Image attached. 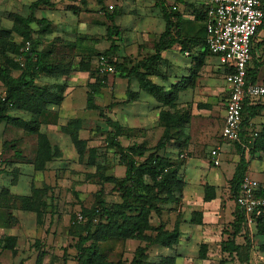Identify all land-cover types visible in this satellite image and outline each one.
<instances>
[{
	"label": "rangeland",
	"instance_id": "obj_1",
	"mask_svg": "<svg viewBox=\"0 0 264 264\" xmlns=\"http://www.w3.org/2000/svg\"><path fill=\"white\" fill-rule=\"evenodd\" d=\"M34 1L0 0V73L1 71L6 72L10 79L19 77L20 71L18 67L23 63V57L20 53L23 52L24 46L20 48L18 55L17 50L24 40L19 32L25 29V25L19 23L16 18H31L29 7ZM98 1L87 0L86 9H83L77 0H52V2H55L53 8H42L35 12L36 18H46L51 23L52 33L37 38L38 27L35 23L30 22L26 26L30 32L29 39L32 41L40 40L39 51L51 46L58 60L71 61L72 67L78 69L82 57L80 59L78 56V50L70 54L67 53L69 51L66 45L79 44L78 40L81 37H86L87 40L84 41L83 46L94 49V53H91L90 56V66L92 73L95 74L93 70L95 66L97 67L96 60H98V57L94 56L95 53L102 54L110 47V42L105 39V28L110 23L99 13ZM190 1L193 4L199 2V0ZM126 2H130V0H125L124 3ZM152 2H155V0H142L135 6L124 5V14L114 21L115 25L120 29V35L115 40L118 52L114 55L112 62L122 65L125 70H130L137 62L154 54V46L164 30V28L161 29L159 26L160 16L155 14L151 9L152 7H150ZM164 2L168 8L176 6L181 10L177 0H164ZM105 3L117 7L120 5V0H103V4ZM63 6L79 7V10L82 11L79 15H74L65 10L58 11ZM180 13L182 14V19H184L183 15L185 14ZM187 21H191L187 24L193 26L192 34L184 32V36L178 35L181 38L187 36V39L183 38V40L187 41L185 46L195 52L193 53V58H189L188 66L181 62V66H184V70H187L185 71L186 74L183 72L186 77L172 76L176 74L173 72L175 64L169 66V61H166V59H162L157 64L152 65L151 68L153 69H151L150 76H148L151 82L154 80L153 75L158 73L160 75L164 73L171 79V84L168 85L167 83V87L164 88L166 92H172V95L176 98L172 105H166L163 101V103H159L142 93L136 103L127 102V97L124 95L126 85L120 82V80H125L126 73L121 75L119 71H115L113 64H109L112 68L111 73L103 72L98 74L105 76L102 78H106L105 87L100 89L95 95L94 104L98 109L90 111L86 109L87 94L91 92L88 84L93 83L94 79L89 78V73L78 71L73 72L71 74L72 79H68L67 82L68 84L72 83V91L66 97L63 96L59 106L48 108V111L51 112L50 114H57L61 121H67L69 110L72 111L71 115H69V120H73L72 118L82 119L84 124L79 134L80 139L86 141L87 148H96L98 156H102L101 158L104 161L99 166L93 167L86 164V159L81 161L78 160L76 155L71 157L69 153H65L66 158H64L63 163L60 162L61 160L54 161L48 171L34 172L35 182L40 186V188H37L40 196H36V198L40 202L42 200L43 205H47L46 208L48 209V212H45L44 209L40 210L37 238L31 240V247H29V251L38 252L40 257L38 264H66L67 260L68 262H75L76 252L74 246L80 234L79 231L82 230L83 224L86 222L81 212L91 209L99 191L108 205L120 201L119 196L113 189L114 184L112 181L102 184L97 176L101 172V167L106 168L104 174L111 179L120 180L125 173V169L119 161L117 150L111 146L108 148L105 146L106 139L108 140L110 135L113 134V130L107 123L108 120L114 121L123 126L124 129L129 130L117 140L123 148L143 145L149 151L154 149L164 133V126L158 121V111L169 112L171 116L176 115L178 118L181 117L187 120L183 128L177 129L176 126L172 128L171 135L180 141L179 144L186 142V146L184 145L182 148L168 149L173 150V152L167 153L165 151V157L171 158L173 163L179 162L177 161L180 159L179 156L183 155L186 157L188 155L187 149L191 143L197 146V150L202 144H205L202 147L210 153L211 148L214 147L213 141L209 140L207 144L204 143L205 139L200 133L205 132L210 139H220L218 133L222 125L227 93V87L224 83L225 68L220 60L214 56H206L203 59V65H199V55L204 51L201 37L203 33L202 22H196L192 18H188ZM261 73L264 74V71L262 70ZM182 81H188V83L182 87ZM256 82H263L264 84V76L260 74ZM61 83H64L63 79L41 76L35 85L39 88L48 86V88L54 90L55 86ZM3 94H5V87L0 79V96ZM263 102L254 101L255 104H263ZM9 115L24 121H29L33 118L32 115L19 110H13ZM52 135L54 134L52 133ZM36 139V136L27 135L21 130L4 124L0 125V229L12 227L17 223L19 225L20 222L23 226V219L21 218L22 215L25 217L23 213H30L26 212V204L22 202V198L26 196L20 197L17 195H21L24 192L20 193L18 191L20 183L15 185L20 175V168L16 166L22 165L26 169L24 171L28 179L25 176L22 182L25 186H28L29 175L27 173L31 174L36 159ZM64 139L68 143L70 150H74L70 141L66 137ZM52 140L58 141L56 135L52 137ZM171 144L177 145L175 142ZM217 144H219V141H217ZM147 155L146 153L143 157L145 158ZM144 158L134 157V160L142 162ZM192 159L190 167L194 168L191 170L190 176H192L193 181H195L198 174L209 183L216 181L220 169L214 168L213 172L207 174V172H203L200 169L202 167L198 162L200 159L197 157H192ZM262 163L257 157L252 160L251 168L254 169L261 165L263 167L264 164ZM183 169L184 166L180 170L182 171ZM52 172L56 174L55 177H53ZM10 189L17 194H10L11 196L3 194L5 191L10 193ZM26 191L28 192L27 189ZM30 214L36 219L35 213L31 212ZM85 215L87 216L88 213H85ZM78 216H81L83 220L79 222L77 220ZM162 218L165 219V217ZM168 222H166V225ZM159 223L160 220L153 215L151 218L152 226L157 227ZM171 224L172 222L167 226L171 227ZM146 234L151 235L152 233L147 232ZM1 239L0 248L3 249L7 244L9 245L10 241H6L2 237ZM129 246H124V243H108L100 248L103 250L110 249L107 252V262L109 264H117L120 259L124 261L123 257L127 258L126 261L132 259L133 248ZM13 255H16V251ZM0 264H2V260H0Z\"/></svg>",
	"mask_w": 264,
	"mask_h": 264
},
{
	"label": "trees",
	"instance_id": "obj_2",
	"mask_svg": "<svg viewBox=\"0 0 264 264\" xmlns=\"http://www.w3.org/2000/svg\"><path fill=\"white\" fill-rule=\"evenodd\" d=\"M77 2H79V5L83 7V9H86L87 0H77ZM182 3V0H177V4ZM101 4L102 1H99V5ZM261 4L264 14V0H261ZM156 6L159 7L162 15L164 31L159 36L154 46V54L152 56L137 62L130 70H125L122 65L113 63L112 60L114 55L118 52V46L115 44V40L120 35L119 27L114 24V20L118 16V13L115 11L109 12L107 8L103 7L100 8L99 12H102L105 20L110 23V25L105 28V39L110 42V47L104 53H95L94 56L98 58L104 56L107 58L108 64H113L115 71H119L121 75L126 73L125 78L128 82L134 78L137 82L139 91L143 94L150 96L159 103L164 102L166 105H172L176 99L175 96L172 95V92H166L163 87L154 84L149 79L148 76H150V71L153 69L151 66L160 62L161 54L170 49L174 44H181L183 52L188 51L190 48L185 46V43H180L175 38H180L178 36V31L180 28L179 25L182 23V14L177 10L176 6L168 8L164 1L159 0H156ZM52 7V0H35L29 7L31 18H16L19 23L25 25V29L19 32L24 40L17 50V55L19 54V50H21L20 48L25 46V43H29L30 47L27 52L23 51L20 53L23 57V66L21 67V65H19V68L18 65H16L20 71V75L17 79H10L8 74L4 71L0 73V79L3 81L5 87V94L2 96H4L6 101L5 103H0V125L4 124L21 130L27 135L36 136L34 172L45 171L48 164L61 158L60 151L51 146L46 134L41 133V127H46L48 125L57 126L59 118L57 114L51 115L48 108L60 105L71 74L76 71L85 72L89 73L90 79H94L93 83L88 84L91 92L87 94L86 109L89 111L98 109L94 104L95 95L100 89L105 87L106 82V78H102L105 76L98 75L99 72L96 66L93 70L95 74L92 73L90 56L91 53H94V49L83 46L84 41L87 40L86 37H81L78 40L79 44L66 45L69 51L67 53L69 54L77 50L79 51L78 56L80 59L82 57V59L78 69L72 67L71 61L66 62L62 59L58 60L51 46L40 51L38 50L40 40L37 38L51 34L52 25L46 18H36L35 12L42 8L51 9ZM68 8L74 15H79L82 11L79 10V7L75 6H70ZM173 8L175 10H173ZM195 21L202 23L206 21V11L204 7H200L197 10ZM30 22L35 23L38 27V33H36L38 37L36 38L37 40L34 41L29 39L30 32L28 28H26ZM203 29L205 32V26ZM261 30H264V19L257 33ZM203 44L204 51L199 55L200 66L203 65V59L206 56H212L205 45V37ZM258 67L259 65L254 68L247 67L245 78L247 85L256 84ZM227 73L228 71L225 70V74ZM96 74L97 76L95 77ZM41 76L47 78H60L64 80V83L56 85L54 90L48 88V86L39 88L35 84ZM187 83L188 81H182V87ZM134 98L136 99L135 94L127 91V102L133 101ZM9 104H11V107H9ZM13 110H19L23 113L30 114L33 118L29 121H24L23 119L12 117L9 113ZM263 111L264 106L261 104L253 105L248 100L243 103L239 131L240 143H234L239 161L236 164L232 179L229 182L233 199H235L238 194L244 176L247 175L249 157L264 153V126L261 131L256 134V137L248 138L249 135L248 132H246L251 128V121L259 117ZM157 117L158 121L164 126V133L151 151L146 149L143 145H133L130 148H123L117 140L120 136H123V133L129 130L124 129L123 126L114 121L108 120L107 123L113 130V134L110 135L108 140L106 139L105 146L107 148L111 146L117 150L119 161L124 167L125 173L120 180L111 179L104 174L106 168L101 167V172H99L97 176L102 184L112 181L114 184L113 189L119 196L118 198L120 201L108 205L104 198H102V193L99 191L96 194V200L91 206V209L89 211H83V213L81 212L86 222L83 224L82 230L79 231L80 234L74 246L76 252L74 260L76 264H109L106 258L107 252L110 249L103 250L100 248L108 243H124L127 240H137L145 242L146 244H156L165 248H172L177 245L179 222H176L169 231L166 229V224L162 222L161 218L165 212H176L180 206L181 193L184 185L180 169L184 165L185 160L179 159L177 160L179 161L178 163H173V160L169 157H165L163 153L169 148L177 149L184 147V145L186 146V142H184V144H179L180 141L175 139L171 133L172 128L175 126L177 129L183 128L187 120L181 117L178 118L176 115L171 116L169 112L165 111H160ZM83 124V120L80 118L69 120L65 125L60 126L59 131L69 138L78 160L83 161L86 159L85 162L87 165L97 167L100 163L102 164L104 160L101 158L102 156H98L96 148H87L86 141L80 139L79 134L83 129ZM247 140H250V144L247 146L248 152H246L242 146L246 144ZM173 142L177 143V145L171 144ZM146 153L148 155L144 158L143 156ZM134 157H141L144 158V160L142 162H137L134 160ZM208 189L210 190V188H206L207 199ZM39 193L40 192H38L36 188L32 187L30 195L22 198V202L26 204V212H33L36 214L37 226L40 224V210L44 209L45 212H48L46 208L47 205L44 206L43 201L41 200L40 202V200L36 198V196H40ZM3 194L11 196L7 191ZM257 196L264 198V189L261 186L258 187ZM85 213H88V215L86 216ZM153 215L160 220L157 227H153L151 224ZM232 227L234 234H238L242 229L247 233L249 230L245 225L243 213L238 207ZM254 229L256 233L255 236H264V215L256 218ZM147 232L152 234L148 235L146 234ZM1 240L0 238V241ZM4 240L10 241L11 243H9V245L7 244L4 249L11 250L12 253L15 254V238H4ZM249 240L250 239L246 235L245 243L242 246L235 245L234 239L228 240L222 244L221 251L230 255L235 253L241 264H251L250 255L252 244ZM145 252V248H137L130 262L120 259L117 264H146L147 257ZM199 259L204 260L205 254L200 253ZM39 260L40 257L38 255L36 264H38Z\"/></svg>",
	"mask_w": 264,
	"mask_h": 264
},
{
	"label": "crops",
	"instance_id": "obj_3",
	"mask_svg": "<svg viewBox=\"0 0 264 264\" xmlns=\"http://www.w3.org/2000/svg\"><path fill=\"white\" fill-rule=\"evenodd\" d=\"M99 1H102V4L99 5V10L101 7H103V8H107L109 12L115 11L118 13V16L116 17L118 18L124 14V10H123L124 5L135 6L138 3H140L142 0H130V2H126V3H124L125 0H120V5L117 4L118 5L117 7L108 5L106 3L103 4V0H99ZM159 1H164V0H159ZM182 1L183 3L179 5L181 7V10H179L180 8L178 9L176 7L178 11L185 14L183 15L184 19H182V23L179 25L180 28L178 31V35L179 34L183 35L184 32L186 34L189 33L192 34L193 26L188 25L187 23H190L191 21H187V20L188 18H192V20L195 19L197 10L200 8V6L204 7L205 9L206 0H199L198 3H194V4L190 0H182ZM52 3L53 5L55 4V2ZM165 5L167 6L166 3ZM150 7H152L151 9L155 14L160 16L159 26L161 27V29H163L164 22L159 7L156 6V0L155 2H152ZM55 8H59V7H55ZM59 9L60 10L58 11L65 10L67 12H71L69 11L68 7L63 6L62 9L61 8ZM99 13L103 15L102 12ZM204 26H205V22L202 23L203 33L201 37L203 40L205 37L204 36L205 32L203 29ZM179 37L180 38L178 37L175 38L180 43H185L186 45L187 41L183 40V38L187 39V36L183 38H181V36ZM263 51H264V30H261L259 31V33H257L255 38L253 39L252 60L248 64V68H254L255 66L259 65L257 79H259L260 74L261 76H264V74L261 73L262 70L264 71V65L258 62V57ZM193 53L195 52H193L192 49L183 52L181 44L177 43L174 44L170 49L166 50L161 54V60L166 59V61H169V66L175 64V66H173L174 67L173 72L176 74L172 76H176V77L180 76L181 78H185L186 77L185 71L187 70H184V66H181V62L187 64L186 66H188L189 58L190 57L193 58ZM183 72H185V74ZM153 76H154L153 83L156 85H159L164 88L167 87L166 85L167 83L168 85L171 84L170 82L171 79L168 78L167 75H164V73L162 75L158 73L157 75H153ZM71 79H72V75H71ZM124 79L125 80H120L121 83H124V85H126L124 95L127 97V91L134 93L136 99L134 98V100L131 101V103H136L138 99L141 97V93H142L138 89L137 82L134 80V78H132L129 82L126 78ZM256 84L264 86L263 82L260 83L256 82ZM164 90L166 91L165 88ZM70 91H72V83H69L67 85V88L65 89L63 96L66 97V95L70 93ZM227 96H228V92L226 93V97H225L226 100H227ZM258 101L263 102L264 97L257 100V102ZM251 103L253 105H256L254 101H251ZM261 105L264 106V102ZM71 112L72 111L69 110L67 121H69V115H71ZM158 113L159 111L157 112V114ZM223 115H222L221 129L224 121ZM63 121L58 119L57 126L48 125L46 127H41V133L47 135L48 141L50 142L51 146L57 148L60 151L61 158L56 159L54 161L61 160L60 161L61 163H63L64 158H66V154L69 153L71 157H74L76 155L75 150H70L68 143L64 139V137H66L68 140L69 138L59 131L60 126L65 125V123L67 122L66 120ZM263 126H264V111L261 112L259 117H256L253 121H251V128L248 129L246 132H248V135H252V133L254 132L259 133ZM221 129L219 130L218 133L220 138L219 140H215L212 138L210 139L209 136L207 137L205 132L200 133L203 139H205L204 143L207 144L209 140L213 141L214 147L211 148L210 152L212 150H218L219 166L214 167L212 165L210 153L207 152L204 147H202L205 144H202L197 150V146L191 143L187 149L188 155L184 157L185 160L184 161L185 163L183 165L184 169L182 171L180 170V174L184 180V185L182 188L181 199H180V206L176 212H170V213L165 212L164 215L162 216L165 217V219L161 218V220L163 219L162 222L165 224L167 221H169L167 225H170V223L172 222L171 227L170 226L168 227L166 225V229L169 231L172 229L173 225L176 222H179V237H178L177 245H175L172 248H165L156 244L155 245L146 244L145 242H141L137 240H127L124 242V246L130 245L129 247L133 248L132 258L134 257L137 248H145L146 249L145 255L147 257L146 264H241L237 259L235 253L231 255L228 253H223L221 251V248H222V244H224L228 240H233V239L235 241V245L242 246L245 243V238L247 235V237L250 239L249 242L252 244V248H251L252 253L250 255L251 263L255 262L258 264H264V236H255L256 233H255V229L253 228H250L248 230V233L244 229H242L238 234H234L233 231L232 224L235 220L237 207L234 202V199L231 196L232 194L230 191L229 182L232 179L236 164L239 161V156H237L238 153H237V149L234 146V143H229L222 140ZM52 133L54 135H52ZM55 135L58 139L57 142L52 140V137ZM217 141H219V144H217ZM168 152H173V150H167V153ZM192 157H197L198 159H200V161H198L199 164L202 165L200 169L203 170V172H207V174L213 172L214 168L220 169L218 171L216 181L214 180L213 182L209 183L206 181L205 178L203 179L202 177H200L199 174L195 178V181H193L192 176H190L191 170L194 168V167L193 168L190 167L193 160ZM257 157L263 162L262 164H264V153L255 154L253 157H249L247 175L250 176L254 181H256L259 184V186H261L264 189V165L263 167L261 165L260 167L254 169L251 168L252 160H254ZM51 166L52 163L48 164L45 168V171H48ZM16 167L20 168L19 170L20 175L18 176L15 185H18L20 183L18 191H20V193L22 192L24 193H22L23 195L13 193L11 189L9 192L12 195L17 194L20 197L23 196L27 197L30 195V190L32 187H35L37 189L40 188V186H38V184H36L35 182L36 179H34L33 170H31V174L27 173L29 175V180H28V186L27 185L25 186L22 182V179L26 176L25 175L26 169L22 165H17ZM52 173H53V177H55L56 174H54V172ZM26 178L28 179V176H26ZM206 188H210V190L208 189V199L206 198L207 197ZM26 189L28 190V192L26 191ZM23 214H25V217L23 215L21 217L23 219L22 220L23 226L21 225L20 222L19 225H17L18 224L17 223L14 224L12 227L9 228L5 227L0 229V238L10 237V238H15L16 240L14 246V250L16 251L15 256L12 254L11 250L0 248V260H2V264H36L38 252L32 250L29 251L30 249L29 247H31L30 246L31 240H35L37 238L38 226L36 224V219L32 214L30 213H23ZM200 253L205 254L204 260L199 259ZM153 258L154 260L152 261ZM123 260L126 261L127 258L123 257ZM131 260L132 259H130V261ZM130 261L128 260L127 262ZM66 264H76V263L74 261L68 262L67 260Z\"/></svg>",
	"mask_w": 264,
	"mask_h": 264
},
{
	"label": "built area",
	"instance_id": "obj_4",
	"mask_svg": "<svg viewBox=\"0 0 264 264\" xmlns=\"http://www.w3.org/2000/svg\"><path fill=\"white\" fill-rule=\"evenodd\" d=\"M205 11V45L210 54L217 57L228 71L224 75L228 96L224 107L221 138L225 142L240 143L243 103L246 100L257 101L264 97V86L247 85L245 81L247 67L252 60L253 39L264 19L261 0H206ZM29 47V43H25L23 51L27 52ZM258 62L264 65V51L259 55ZM20 65L23 66V63ZM97 69L99 73L112 72L104 56L98 58ZM5 102L4 96H0V103ZM256 134L254 132L248 138L256 137ZM249 144L250 140H247L246 144L242 145L246 152ZM218 155V150L210 152L214 167L219 166ZM179 158L184 159V156L181 155ZM258 187L259 184L246 175L234 199L249 229L254 228L256 218L264 215V198L257 196ZM77 220L80 222L83 219L78 216Z\"/></svg>",
	"mask_w": 264,
	"mask_h": 264
}]
</instances>
